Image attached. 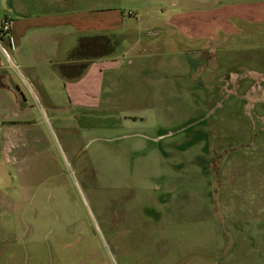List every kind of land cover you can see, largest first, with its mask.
<instances>
[{"label": "rangeland", "instance_id": "1", "mask_svg": "<svg viewBox=\"0 0 264 264\" xmlns=\"http://www.w3.org/2000/svg\"><path fill=\"white\" fill-rule=\"evenodd\" d=\"M60 8L116 9L126 37L73 100L0 32V264H264V0H0V19Z\"/></svg>", "mask_w": 264, "mask_h": 264}, {"label": "crops", "instance_id": "2", "mask_svg": "<svg viewBox=\"0 0 264 264\" xmlns=\"http://www.w3.org/2000/svg\"><path fill=\"white\" fill-rule=\"evenodd\" d=\"M9 18L10 28L4 35L8 49L25 78L46 96L61 91L79 100L85 90H95L101 79L100 68L117 63L106 56L113 39L117 43L126 37L116 9L26 10ZM3 76L0 74V87L4 88Z\"/></svg>", "mask_w": 264, "mask_h": 264}, {"label": "built area", "instance_id": "3", "mask_svg": "<svg viewBox=\"0 0 264 264\" xmlns=\"http://www.w3.org/2000/svg\"><path fill=\"white\" fill-rule=\"evenodd\" d=\"M10 21L11 20L9 17H3L2 19H0V32L1 33H3V34L8 33L9 28H10ZM0 50L5 55V57L9 59L8 51H6V49L1 45H0ZM10 62H11V60H10Z\"/></svg>", "mask_w": 264, "mask_h": 264}]
</instances>
